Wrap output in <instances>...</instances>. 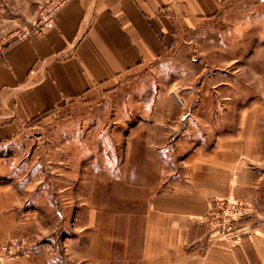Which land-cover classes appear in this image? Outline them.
<instances>
[{
  "label": "rangeland",
  "instance_id": "obj_1",
  "mask_svg": "<svg viewBox=\"0 0 264 264\" xmlns=\"http://www.w3.org/2000/svg\"><path fill=\"white\" fill-rule=\"evenodd\" d=\"M40 2L0 0V47L32 26ZM246 7L264 8V2H232L223 18L187 36L193 42L83 101L33 119L0 145V264L35 259L22 241L33 252L45 243L48 264L54 249L83 264L97 233L95 253L105 246L101 233L122 248L117 240L137 225L134 216L144 215L163 192L182 193L187 170L213 165L206 154L215 147L222 152V174L232 173L235 181L212 199L203 229L233 249L241 264H261L255 248L264 239V37L256 35L264 32V11L245 15ZM249 24L259 31H245ZM242 32L249 38L231 49L229 37ZM232 50L254 57L229 63ZM197 149L205 156L189 157ZM167 167L184 171L176 176L170 170L168 178H179L170 185L159 173ZM232 204L243 212L251 205L252 212L233 221Z\"/></svg>",
  "mask_w": 264,
  "mask_h": 264
},
{
  "label": "crops",
  "instance_id": "obj_2",
  "mask_svg": "<svg viewBox=\"0 0 264 264\" xmlns=\"http://www.w3.org/2000/svg\"><path fill=\"white\" fill-rule=\"evenodd\" d=\"M248 1L69 0L58 11L52 28L15 39L0 51V145L14 140L33 119L71 102L83 101L96 89L104 90L118 80L141 73L182 43L193 42L187 36L223 18L234 7L230 8L232 2L236 5ZM242 11L248 15L264 8L246 7ZM246 27L249 29L245 31H250L256 25ZM242 33L229 37L231 49L241 39L249 38L247 32ZM260 36L264 37V32L256 35ZM251 54L238 55L232 50V57L225 59L229 63L250 62L254 57ZM218 149L206 154L213 165L197 163L189 172L185 168L190 177L181 186L182 193L163 192L149 202L144 215L134 216L137 225L131 231L129 225L126 237L117 240L122 241V248L109 245L111 237L101 233L105 246L95 253L94 242L100 244L97 233L91 239L96 241L87 246L83 264H241L233 249L207 238L203 229L202 219L209 213L212 199L226 194L235 181L232 173L222 174V152ZM200 150L189 157L205 156ZM159 173L167 176L165 181L170 185L179 178L168 175L181 176L184 171L167 167L165 173ZM90 217L93 225V213ZM44 244L39 243L36 249L34 245L32 254L36 260L23 264H48L49 257L48 263L42 259ZM255 249L258 260L264 264V239ZM53 253L55 261L50 264H72L68 256L55 249Z\"/></svg>",
  "mask_w": 264,
  "mask_h": 264
},
{
  "label": "built area",
  "instance_id": "obj_3",
  "mask_svg": "<svg viewBox=\"0 0 264 264\" xmlns=\"http://www.w3.org/2000/svg\"><path fill=\"white\" fill-rule=\"evenodd\" d=\"M69 0H45L41 5L40 9L37 13V17L35 21L32 23L31 27L25 28L23 33L18 35L16 39H20L25 36H29L34 33H44L46 30L49 28H52L55 25V19L57 16L58 11L60 8L66 4ZM259 2H264V0H258ZM3 47H0V51ZM238 205V204H237ZM249 209V210H248ZM244 208L241 210V206L236 207V204H232L229 206L228 214H232V219L235 221L238 219V217L245 216L249 213L252 212V207L251 205L247 204V211L243 212ZM235 214V216H234ZM22 247L21 248H26L29 249V252H32L31 246L29 247L28 244L24 241L21 242ZM32 245V244H31Z\"/></svg>",
  "mask_w": 264,
  "mask_h": 264
}]
</instances>
